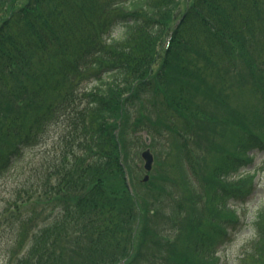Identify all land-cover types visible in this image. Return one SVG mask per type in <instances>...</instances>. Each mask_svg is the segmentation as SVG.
Instances as JSON below:
<instances>
[{
	"label": "trees",
	"instance_id": "obj_1",
	"mask_svg": "<svg viewBox=\"0 0 264 264\" xmlns=\"http://www.w3.org/2000/svg\"><path fill=\"white\" fill-rule=\"evenodd\" d=\"M20 1L0 0V178L53 148L0 213L15 234L5 264L176 263L181 225L202 258L241 228L231 214L196 232L230 197L264 258V197L245 207L257 168L239 172L264 137L227 149L213 136L247 128L234 99L246 88L264 100V0ZM171 210L175 238L157 229Z\"/></svg>",
	"mask_w": 264,
	"mask_h": 264
},
{
	"label": "rangeland",
	"instance_id": "obj_2",
	"mask_svg": "<svg viewBox=\"0 0 264 264\" xmlns=\"http://www.w3.org/2000/svg\"><path fill=\"white\" fill-rule=\"evenodd\" d=\"M23 1L26 2V0H21L20 2ZM78 1L81 4L84 3V0ZM180 8L181 11H183L185 7L182 5ZM70 22H72V16H70ZM234 99H236L235 104L238 106L237 111L240 113L243 122L247 123L248 126L245 129L239 127L236 128V126H228L223 131H219L213 135L214 140H219V143H223L227 149H233L240 139L241 134L246 133L247 131L254 132L264 137V130L261 131L260 129H257V127H264V116L262 114L264 100L253 92L247 91V88L243 91L240 97L237 96ZM52 148L53 143L52 141H49L41 147L30 150L24 160L21 161L17 167H12L2 178H0V213L4 210V206L7 205L8 200H14L18 190L27 184L28 178L33 174V168L38 165L37 162L39 161V158L47 155ZM249 152L253 161L239 167V172L242 173L247 170H252L255 167L257 168L256 175L253 178L257 189L255 194L251 196L249 201L245 204V207L249 206V209L251 208L253 210L264 197V149L253 148ZM216 161L217 158L215 156H207L208 163L214 164ZM140 165L143 166V161L140 162ZM144 175L145 172H143L142 176L144 177ZM228 200L229 205L234 209L218 210L217 214L211 209L212 213L216 214L214 217L207 209H204V216L212 220H201L196 229V232H200L204 228L212 227L215 223L222 222L231 214L240 215L238 219L239 221L236 225L238 228L241 226V228L237 230L228 229L226 241L221 244L216 243L215 253H201L202 258H200L195 251V234L190 235L188 232L189 229L187 230L180 223L179 224L184 231L178 238H175L174 235L176 232L173 231V228L177 226L179 221L175 220L176 215L171 210L167 217L166 215L164 216L157 229H159L163 223L168 226L167 232L177 239L178 244L181 246L179 250L186 255V260L176 263L164 261V263L155 264H264V258L250 257L251 253L256 252L259 244H254L253 241L255 237L254 226L251 223H246L249 220L247 209L242 211L241 203L236 205L238 208L233 206L235 204L231 202V197ZM200 206L201 208H204L205 203H201ZM27 212H30V210ZM14 235L10 219L3 217L0 218V264H5L6 248L8 243L14 239ZM153 262L154 260L151 261V263Z\"/></svg>",
	"mask_w": 264,
	"mask_h": 264
},
{
	"label": "water",
	"instance_id": "obj_3",
	"mask_svg": "<svg viewBox=\"0 0 264 264\" xmlns=\"http://www.w3.org/2000/svg\"><path fill=\"white\" fill-rule=\"evenodd\" d=\"M147 142L150 141V137L147 136L146 137ZM142 157L145 161V169L147 171H151L153 169L154 166V162H155V156L154 153L152 152V149L150 147H147L146 149L143 150L142 152ZM149 179V174L146 175L145 180Z\"/></svg>",
	"mask_w": 264,
	"mask_h": 264
}]
</instances>
